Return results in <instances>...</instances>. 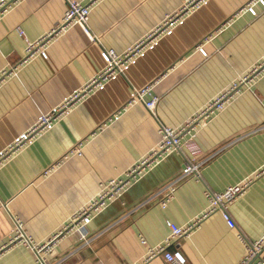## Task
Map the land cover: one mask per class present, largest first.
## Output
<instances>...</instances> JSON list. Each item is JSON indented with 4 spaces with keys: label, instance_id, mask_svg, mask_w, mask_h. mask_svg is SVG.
<instances>
[{
    "label": "crops",
    "instance_id": "1",
    "mask_svg": "<svg viewBox=\"0 0 264 264\" xmlns=\"http://www.w3.org/2000/svg\"><path fill=\"white\" fill-rule=\"evenodd\" d=\"M186 1L93 0L87 33L77 25L52 33L68 0L6 5L0 12V153L85 90L106 67L102 51L124 54ZM248 1L202 0L128 60L122 73L73 101L50 130L0 167V264H36L29 247L8 245L18 223L32 239L47 240L95 198L102 181L124 178L148 154L160 126L180 129L188 123L177 150L93 216L85 228L88 242L71 232L48 259L53 264H169L162 255L144 258L148 248L170 235L171 222L193 225L168 246L180 250L189 264L241 262L245 241L264 232V67L240 83L264 62V7L256 4V15L241 11ZM41 39L47 58L25 59L26 40ZM147 86L151 94L129 104ZM229 91L222 110L198 117ZM151 97L158 98L153 112L144 105ZM188 165L198 171L179 180L163 207L158 192ZM242 182L247 187L225 210L231 224L222 210L207 212V190L222 192Z\"/></svg>",
    "mask_w": 264,
    "mask_h": 264
},
{
    "label": "built area",
    "instance_id": "2",
    "mask_svg": "<svg viewBox=\"0 0 264 264\" xmlns=\"http://www.w3.org/2000/svg\"><path fill=\"white\" fill-rule=\"evenodd\" d=\"M201 1L202 0H187L179 12L169 16L164 21V23L158 26L156 30L145 40L139 42L124 54L118 55L112 50L102 51L101 55L106 62L105 69L92 79L90 84L86 86L85 90L72 95L58 108L56 112L45 114L42 116L39 122L29 128L27 131L20 134V136L7 149L0 153V167L3 166L9 158L13 157L16 152L20 151V149L26 147L28 144H31L46 130H50L60 114L70 111L73 101L84 96L93 87L96 88L100 86L102 82H104L108 77L122 73L128 60L134 57L146 44L165 33L169 28L173 27L179 19L193 10L195 6L199 5ZM5 2L6 1L0 3V9L5 6ZM92 2L93 0H87V2L68 0V6L63 14V17L58 24V27L53 30L52 33L60 32L61 30L73 25L80 26L84 32L87 33L88 21L92 10ZM256 4H260L264 7V0H249L243 6L241 11L246 10L251 15H256ZM18 31L22 33L21 29H18ZM42 41L43 39L36 42L26 40L25 59H28L35 54L40 55L43 58H47L46 46L45 43H42ZM197 49L202 55H205V50L201 46H198ZM263 67L264 62L259 68H253L249 74L243 77L240 83L244 82L251 75L256 76ZM232 90L236 92L239 90L237 83L233 84ZM232 93L229 91L218 96L210 104H208L205 110L200 115H198V117H209L213 114V112L222 110L232 96ZM150 94V88L147 86L137 91L129 104H133L136 101L143 102L144 96ZM157 100L158 98L151 97L149 101L144 102V105L150 112H153ZM191 124L192 123H188L186 127L180 129H172L170 127L160 126L158 131V142L148 152V154L130 166L128 170H126L124 178H113L110 179L107 184H102V187L95 196V199L77 210L73 214L72 218L68 222L62 224L60 228L47 240L37 241L32 239V237L25 234L21 226L22 224L18 223L17 234L9 242V247L15 245L27 246L34 253L36 264H53L49 261L48 254L53 250L55 244L65 235H68L71 232H78L79 239L85 243L88 242V234L85 231V228L93 216L105 208L112 200L118 198L124 190H126L133 182L142 177L147 170L152 168L162 158L177 150L182 144V133L186 131V128ZM79 150L80 148H77L75 152H78ZM197 171L198 168L196 165H188L183 169L182 174L178 178L166 183L158 192V194H162V198L160 199L161 205L164 207L170 200L181 178L187 176L190 173H196ZM247 185L248 184L246 182H242L233 186H229L222 192H212L207 190L205 193L209 202L207 212L222 210L224 212V218L231 224L229 216L226 214L225 210L227 209L228 204L234 201L244 191ZM168 226L170 228V235L157 246L148 248V253L144 260L162 255L165 261H167L169 264H189L186 257L180 250H169L168 246L173 239L187 235L193 225L180 227L169 222ZM141 241L145 243L143 238H141ZM245 247V256L238 264H264V232L258 239L254 241H245Z\"/></svg>",
    "mask_w": 264,
    "mask_h": 264
},
{
    "label": "water",
    "instance_id": "3",
    "mask_svg": "<svg viewBox=\"0 0 264 264\" xmlns=\"http://www.w3.org/2000/svg\"><path fill=\"white\" fill-rule=\"evenodd\" d=\"M12 1H13V0H10V1L8 2V4H10ZM8 4H5V6H3V7L0 9V11H2V10L6 7V5H8Z\"/></svg>",
    "mask_w": 264,
    "mask_h": 264
},
{
    "label": "rangeland",
    "instance_id": "4",
    "mask_svg": "<svg viewBox=\"0 0 264 264\" xmlns=\"http://www.w3.org/2000/svg\"><path fill=\"white\" fill-rule=\"evenodd\" d=\"M110 179L106 180V181H102V184H107V182L109 181ZM95 198L92 199V201L94 200Z\"/></svg>",
    "mask_w": 264,
    "mask_h": 264
}]
</instances>
